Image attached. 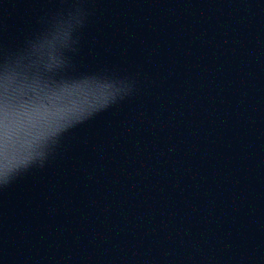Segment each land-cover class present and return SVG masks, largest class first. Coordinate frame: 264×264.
Here are the masks:
<instances>
[{"label": "water", "instance_id": "95a60500", "mask_svg": "<svg viewBox=\"0 0 264 264\" xmlns=\"http://www.w3.org/2000/svg\"><path fill=\"white\" fill-rule=\"evenodd\" d=\"M5 86L77 102L0 153V264H264V0H0Z\"/></svg>", "mask_w": 264, "mask_h": 264}, {"label": "clouds", "instance_id": "9594fccd", "mask_svg": "<svg viewBox=\"0 0 264 264\" xmlns=\"http://www.w3.org/2000/svg\"><path fill=\"white\" fill-rule=\"evenodd\" d=\"M10 100L11 94L5 86L3 92H0V153L5 157L18 159L22 164L27 165L43 156V152L38 151L37 148L40 147L41 141L45 145L47 144L49 140L47 130L58 123L54 117L57 113L67 115L71 111L70 106L76 104L77 98L70 99L67 103L49 113L48 116L53 117V119L39 120L26 129L13 128L6 123ZM51 143L54 145L56 142L52 140Z\"/></svg>", "mask_w": 264, "mask_h": 264}]
</instances>
